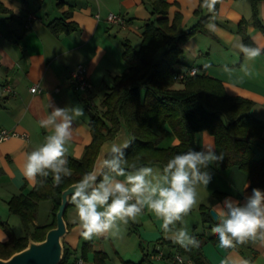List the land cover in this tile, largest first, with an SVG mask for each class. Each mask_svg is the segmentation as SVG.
<instances>
[{
	"label": "crops",
	"instance_id": "obj_1",
	"mask_svg": "<svg viewBox=\"0 0 264 264\" xmlns=\"http://www.w3.org/2000/svg\"><path fill=\"white\" fill-rule=\"evenodd\" d=\"M0 1L9 9L8 12L0 11V127L26 131L29 134L28 138L12 136L0 142V241H6L9 238L6 226L9 225L15 231L12 222L15 225L17 223L14 214L10 212L8 201L15 194L29 193L36 183H30L21 169L26 154L51 134V129H44L39 125V121L50 114V104L61 108L79 106L83 109L84 116L73 123V139L67 154L82 157L92 140L88 105H101L114 77L127 67L123 58L125 40L130 39L137 46L134 39L139 38L140 46L144 24L153 14L147 0ZM167 1L171 4L170 18L174 17L176 11H180L185 27L198 21L199 16L195 10L200 0ZM69 10L73 11L72 19L77 22L79 29L69 34H55L50 29L49 22ZM110 12L125 16L127 26L110 23L107 19ZM206 12H209L208 9ZM259 14L264 22V0L259 2ZM251 17L250 0H222L218 13L212 19L217 30L210 31V39H205L208 43L198 40L192 42V38L201 35L198 33L182 44L183 52L190 50L200 60H193L179 69L187 71L196 67L198 72L221 78L230 94L245 96L254 101L252 114L264 123V54L254 61H247L239 50V44L244 43L238 32L239 23L243 19L248 21V35L258 46L264 48V33L252 23ZM204 53L208 56L205 59L201 57ZM78 63H84L88 68L93 84L88 94L77 91L71 81V72ZM206 65L209 67H205ZM225 65L231 69L230 73L224 71ZM242 66L249 67L252 74L245 75ZM33 85H38L40 90L32 92ZM196 140L200 151L204 150L205 145H210L218 155L221 153L208 131L197 132ZM162 142L163 146L174 145L179 139L173 132H169ZM254 147L257 157H262L264 141H255ZM148 166L163 168L159 163ZM212 168L214 175L210 184L207 188H199L200 202L190 213L193 217L188 215L184 217L182 225H177L186 227L191 235L195 232L206 236L214 234L211 231L212 224L202 220L199 210L201 204L211 210L225 197H232L241 203L246 199L244 191L250 180L243 170L238 166L223 169L220 161L212 164ZM215 192L223 195L218 197ZM44 205L51 211L45 222L40 221L39 217L40 207ZM52 206L50 200L39 202L34 221L36 225L53 220ZM66 219L69 231L64 242L75 251L74 257L82 258L83 243L92 242L93 250L107 252L106 264H124V260L141 261L145 254L147 260L144 264L177 263L174 254L179 253L178 245L170 239V242L163 243L168 238L162 232V221L147 210L135 222L121 225L119 236L108 234L93 237L92 240H84L80 235L81 228L73 204L67 209ZM74 220L77 222L73 223ZM203 252L211 264H222L225 259L234 261L235 264L245 260L249 264H264V244L259 241L224 249L219 247V243L207 240L203 244ZM182 255L191 259V264H196L187 254ZM248 256H254L253 263ZM83 260L84 264H96L92 252Z\"/></svg>",
	"mask_w": 264,
	"mask_h": 264
},
{
	"label": "trees",
	"instance_id": "obj_2",
	"mask_svg": "<svg viewBox=\"0 0 264 264\" xmlns=\"http://www.w3.org/2000/svg\"><path fill=\"white\" fill-rule=\"evenodd\" d=\"M147 1L152 7L153 17L144 24L140 46H135L130 39L125 40L123 58L127 67L114 77L100 106L88 105L92 140L86 146L83 156L78 158L67 155L72 175L64 177L59 186L53 183L51 175L46 179L38 177L37 181H44L42 184L36 182L29 193L15 194L10 198V212L21 219L25 233L18 236L7 225L9 238L0 241V257L8 258L25 248L30 237L35 240L45 238L47 231L57 225L56 214L63 191L93 170L101 146L105 141L114 139L123 124L131 136L130 146L125 149L129 164L148 166L159 163L164 166L177 153L189 149L200 151L196 134L205 130L214 137L224 155L220 161L221 168L238 166L247 174L250 184L244 196L251 195L254 188L264 191V155L257 157L254 147L255 141H264V123L252 114L254 101L245 96L230 94L219 77L197 72L186 74L180 79L178 75L185 71L176 69V65L181 62L184 42L198 33L212 34L205 24L218 13L222 0H217L215 10L208 13L207 8L202 7L203 0H200L195 10L199 19L190 27L183 25V14L180 11H176L174 17L170 18L169 1ZM250 1L252 23L264 33V22L259 14L261 0ZM8 10L0 1V11ZM72 13L69 10L51 20L48 24L50 29L55 34H69L78 30L79 25L72 19ZM247 23V20H241L238 32L244 44L258 46L247 33ZM177 82H181L182 87H176ZM169 132H173L179 142L163 146L161 143ZM207 170L214 175L212 165ZM215 193L218 197L223 195L221 192ZM42 200L52 202L53 220L36 225L34 221ZM199 209L203 222L214 226L216 220L209 208L201 204ZM192 235L200 241V247L185 250L178 245L179 253L187 254L196 264H211L203 252V244L207 240L219 243L218 237L215 234L206 236L196 232ZM168 242L169 239L163 240V243ZM90 252L96 264H106L107 252L93 250L92 242H84L81 257L86 259ZM74 254L75 251L65 245L60 264H75L79 257H74ZM248 259L254 262V256H248ZM146 260L145 254L140 262L124 260V264H144Z\"/></svg>",
	"mask_w": 264,
	"mask_h": 264
},
{
	"label": "clouds",
	"instance_id": "obj_3",
	"mask_svg": "<svg viewBox=\"0 0 264 264\" xmlns=\"http://www.w3.org/2000/svg\"><path fill=\"white\" fill-rule=\"evenodd\" d=\"M216 3L217 0H203L202 7L213 12ZM205 27L211 32L217 30L212 19ZM239 50L247 61H254L264 54V48L244 43L239 44ZM242 70L245 75L252 74L247 66H242ZM224 71L230 73L231 69L225 65ZM50 107V114L41 119L39 125L51 129V134L26 154L21 171L30 183L42 184L44 181H37V178L46 179L51 175L53 183L59 186L64 177L72 175L67 154L73 139V123L84 116V111L79 106L61 108L50 104ZM129 146L113 144L99 166L85 173L75 184L69 202L75 206L80 235L84 240L108 234L117 237L121 225L135 222L147 210L162 221V232L174 244L185 250L199 248L197 237L186 227L177 225H182L184 217L199 204V188H207L212 180L207 169L222 161L223 153L218 155L212 146L205 145L202 151L189 149L173 155L159 169L129 164L125 155ZM212 211L216 223L211 231L218 237L219 247L230 249L257 241L264 244V191L261 189H252L243 203L225 197ZM222 264L235 262L225 259ZM240 264L249 262L245 260Z\"/></svg>",
	"mask_w": 264,
	"mask_h": 264
},
{
	"label": "water",
	"instance_id": "obj_4",
	"mask_svg": "<svg viewBox=\"0 0 264 264\" xmlns=\"http://www.w3.org/2000/svg\"><path fill=\"white\" fill-rule=\"evenodd\" d=\"M130 132L123 124L118 135L114 139L107 140L101 146L94 168L99 166L101 158L106 154L113 144L123 147L129 144ZM93 168V169H94ZM77 183V182H76ZM76 183L67 187L62 193V201L57 211V225L50 228L43 240H35L30 237L28 245L14 252L8 258L0 257V264H60L65 253V236L69 231L66 219V210L70 204L73 189ZM212 216L214 213L210 210ZM215 219V218H214ZM216 220V219H215Z\"/></svg>",
	"mask_w": 264,
	"mask_h": 264
},
{
	"label": "built area",
	"instance_id": "obj_5",
	"mask_svg": "<svg viewBox=\"0 0 264 264\" xmlns=\"http://www.w3.org/2000/svg\"><path fill=\"white\" fill-rule=\"evenodd\" d=\"M99 16V14H97ZM108 21L113 24L121 25V26H127L128 20L125 16H123L120 13L116 12H110L107 17ZM198 72V69L196 67H191L185 72H181L178 75V78L185 77L186 74H196ZM71 81L73 86L77 91H80L82 93H89L91 92L93 88V84L91 82V79L88 74V68L84 63H78L74 69L71 72ZM11 90V88H9ZM35 89V91H33ZM40 88L38 85H33L31 87L32 92L39 91ZM12 136H18V137H25L28 138L29 134L26 131H18L11 128H3L0 127V142L4 141L5 139H8ZM174 259L177 262L183 263V264H191L192 260L188 258H184L182 254L176 253L174 254ZM75 264H84V260L82 258H79Z\"/></svg>",
	"mask_w": 264,
	"mask_h": 264
},
{
	"label": "rangeland",
	"instance_id": "obj_6",
	"mask_svg": "<svg viewBox=\"0 0 264 264\" xmlns=\"http://www.w3.org/2000/svg\"><path fill=\"white\" fill-rule=\"evenodd\" d=\"M200 34L201 35L195 36L194 38H192L193 40H191V41L194 42V41L198 40L199 42H203V43L207 44L208 41H206L205 39H210L209 38V35L208 34H205V33H200ZM139 40H140L139 38H135L134 39V42H135V44L137 46L139 45ZM192 42H190V43H192ZM191 52L192 51H190V50H184L183 55L181 57V62L176 65V69H179V68H182L183 69L185 67V64L192 63L193 60H200V57L196 56L195 54L193 55V53H191ZM201 57H203L205 59L208 56H207L206 53H204V55H202ZM176 87H182V83L181 82H177L176 83ZM162 144H163V142H162ZM195 211L198 212L197 209ZM50 212L51 211H49L48 208L45 205L44 206H41L40 207V216H39L40 217V221L45 222V220L47 218H49ZM189 215H190L191 218L193 217V214H189ZM51 216H52V214H51ZM14 217L16 218L17 223L15 225V223L12 222V226L14 227L16 233L17 234H20V235L24 234L25 231H24V227H23V224L21 222V219L16 214H14ZM136 261L139 262L140 259H138Z\"/></svg>",
	"mask_w": 264,
	"mask_h": 264
}]
</instances>
